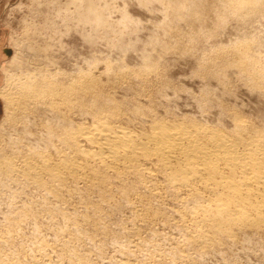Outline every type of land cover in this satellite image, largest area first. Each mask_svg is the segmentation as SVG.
Wrapping results in <instances>:
<instances>
[{
	"label": "rangeland",
	"instance_id": "374dc122",
	"mask_svg": "<svg viewBox=\"0 0 264 264\" xmlns=\"http://www.w3.org/2000/svg\"><path fill=\"white\" fill-rule=\"evenodd\" d=\"M88 74L130 107L227 128L228 113L237 112L264 129V0H0L1 168L7 158L22 167L32 152L37 157L43 150L51 160L71 152L58 134L91 124L98 106L89 97L78 104L75 90L73 104L37 97L9 119L5 95L17 104L28 76L74 84ZM139 119L144 116L135 118L136 129ZM2 174L0 264H264V229L241 230L237 239L223 237L205 249L188 242L195 227H176L186 204L161 184L150 189L146 177L144 183L111 174L116 185L105 201L81 180L60 186L46 178L44 187L19 172ZM56 185L61 197L52 193ZM140 195L165 213L153 224L136 212Z\"/></svg>",
	"mask_w": 264,
	"mask_h": 264
},
{
	"label": "bare ground",
	"instance_id": "6f19581e",
	"mask_svg": "<svg viewBox=\"0 0 264 264\" xmlns=\"http://www.w3.org/2000/svg\"><path fill=\"white\" fill-rule=\"evenodd\" d=\"M252 1L254 0H248V4ZM85 77L83 79L76 77L78 80L75 81V86L71 81L66 83L65 79L63 81L60 78V81L49 79L45 82L44 79L31 80L28 76L27 81L20 83V90L16 96L17 101L15 100L17 104L14 103V97L8 96L9 94L5 95L8 100V118L17 115L16 109L27 110L28 103L26 102L46 95L51 96L49 98H62L63 102H71V104L77 99V103L82 105L85 104L84 100H88L85 98L89 97L92 98L90 100L94 102L93 104L98 106L93 113L95 119L91 121V124L83 125L82 123L80 126L77 125V129L64 125L66 127L64 133L58 134L71 152L62 150L65 153H61V158L58 160H53V158L51 160L48 157L50 155H45L43 150H41L43 154L40 152L37 157L36 155L34 157L37 153L32 152L33 156L26 157L22 167L14 163V160L5 158V161L2 160L3 163L1 161L5 170L0 167V174L19 172L27 180L44 187L47 184L46 178L50 180H48L49 183L55 181L60 186H65L66 180L70 178L81 180L86 186L88 185L91 191L94 189L99 191L105 201L108 200L107 193L110 198L109 190L112 191L111 188L116 183L111 181L112 175L119 178L132 174L143 182L146 177L148 180L145 182H148L146 185H149L150 189H159L161 184L165 190L173 196L176 194L180 201L186 204L184 208L182 206L183 209L178 210L180 219L176 221V227L188 229L190 225H193L194 232L187 234L186 241L198 244L204 249L209 244H216V241L218 244V239L223 237L234 239L235 236L237 237L236 233L239 234L241 230L253 228L252 230L260 231L264 229V129L261 126L237 112L228 113L232 126L227 128L221 124H209L184 114L182 116L160 115L152 106H145V108L143 106L140 110L138 106L130 107L123 102H116L115 97L104 93L105 90L101 84L100 87L98 86L100 83L98 79L90 74ZM74 91L79 95L78 98L72 93ZM143 95L150 98V95L144 93ZM71 96L76 98L72 100ZM62 101L60 99L61 103ZM13 112L15 115L12 116ZM142 116L144 119L141 121L139 119L142 124L141 128H134L132 124L135 123V118H142ZM52 123L55 124V122ZM61 126L62 124L58 127ZM52 129L55 128L50 129L51 134L54 135L57 131H52ZM58 129L59 132L60 128ZM38 150L35 151L38 152ZM122 185V188L118 185L119 191L126 196L129 194L128 188L124 189ZM60 189L63 188L57 186L55 192L52 193L59 197ZM155 193L158 192L155 191ZM138 200L139 202L143 200L142 208L136 212L145 222L153 224L159 216L165 214L160 209L162 207L157 208L155 203L153 205L151 200V203L148 202L149 200L147 201L142 195L138 197Z\"/></svg>",
	"mask_w": 264,
	"mask_h": 264
}]
</instances>
